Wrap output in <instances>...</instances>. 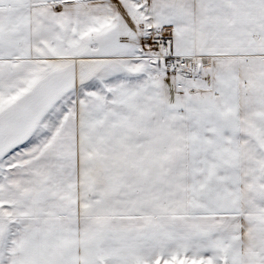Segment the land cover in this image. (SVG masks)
I'll list each match as a JSON object with an SVG mask.
<instances>
[{
	"label": "snow or ice",
	"instance_id": "1",
	"mask_svg": "<svg viewBox=\"0 0 264 264\" xmlns=\"http://www.w3.org/2000/svg\"><path fill=\"white\" fill-rule=\"evenodd\" d=\"M0 264H264V0H0Z\"/></svg>",
	"mask_w": 264,
	"mask_h": 264
}]
</instances>
